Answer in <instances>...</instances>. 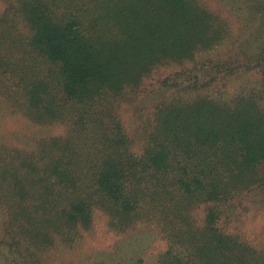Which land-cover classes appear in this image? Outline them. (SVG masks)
<instances>
[{"label": "trees", "instance_id": "16d2710c", "mask_svg": "<svg viewBox=\"0 0 264 264\" xmlns=\"http://www.w3.org/2000/svg\"><path fill=\"white\" fill-rule=\"evenodd\" d=\"M228 34L199 0H0V130H44L0 132V247L47 264L103 216L136 238L108 264L138 248L147 264H264V242L225 226L264 195V46L245 64L258 82L232 95L209 91L229 70L195 80L211 60L145 84ZM157 86L170 90L132 111Z\"/></svg>", "mask_w": 264, "mask_h": 264}, {"label": "rangeland", "instance_id": "374dc122", "mask_svg": "<svg viewBox=\"0 0 264 264\" xmlns=\"http://www.w3.org/2000/svg\"><path fill=\"white\" fill-rule=\"evenodd\" d=\"M204 6L221 16L229 28L228 37L213 50L199 54L195 60L186 61L183 64H170L156 69L152 76L145 80V84L155 83L169 78L175 71L182 69H192L195 64L205 60H211L208 67L198 69L197 82L224 75L229 70L233 72L227 76L225 88H220L212 84L211 91L224 96L232 95L234 91L242 86L257 83L260 76L261 67L252 68L248 71L245 64H251L264 46V0H199ZM216 64V65H214ZM187 83L193 82L192 77H182ZM180 86V85H179ZM153 90L143 100H134L132 111L149 104V101L158 100L162 94L169 92L167 86ZM12 142L25 140L26 137L41 134L42 129L34 128L20 123L8 122L1 131ZM254 195L247 198L236 207L235 217L232 216L230 222L226 224L228 230L234 231L247 238L252 243L264 242V195ZM254 199V200H253ZM136 240L134 234H117L111 232L106 227L103 216H97L94 221L93 230L87 233L80 247L65 252L58 253L52 251L46 254L47 264H108L120 257L126 256L125 249L128 242ZM133 245V244H132ZM131 245V246H132ZM163 247L160 242H155L149 248V255H155ZM140 248L132 253L134 258L132 264H147ZM0 264H30L18 258H13L8 252L0 247Z\"/></svg>", "mask_w": 264, "mask_h": 264}]
</instances>
